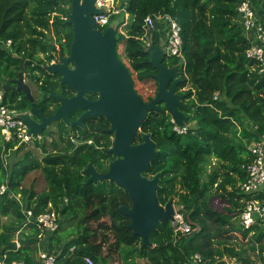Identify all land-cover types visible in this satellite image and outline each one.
Masks as SVG:
<instances>
[{"label": "trees", "instance_id": "16d2710c", "mask_svg": "<svg viewBox=\"0 0 264 264\" xmlns=\"http://www.w3.org/2000/svg\"><path fill=\"white\" fill-rule=\"evenodd\" d=\"M125 1L129 18L122 32L116 26V41L128 61L126 67L136 93L147 101L157 91V70L141 39L144 18L148 14L168 13L181 27L184 65L178 57L167 55L163 65L176 67L182 77L177 91L183 95L187 131L178 133L173 129L172 116L161 104L159 110L148 113L134 142L142 140L141 133L149 134L154 141L157 153L144 175H159V203L164 206L178 198L194 232L189 236L174 235L170 221L159 222L149 234V244L143 246L142 239L127 227L129 217L119 210L120 205L131 204L127 191L107 179L86 183L89 173L85 169L89 163L104 172L114 159L108 152L112 146L109 121L103 116L86 117L82 126L57 125L58 142L51 141L54 151H47L45 139H33L34 145L43 151L42 157L38 160L25 151L11 168L5 164L4 154L18 141H4L0 133V182L7 181L10 190L34 214L44 211L49 204L59 212V228L42 241L56 255V264H85L86 256L94 264H107L122 246L131 247L130 253L145 260L144 264H180L194 253H199L202 260L214 256L222 259L224 252L238 261L250 262L234 247H213L211 226L224 227L223 233L217 235L224 238L239 231L250 240L251 249H258L262 262L253 263L264 264V222L243 229L232 221L241 210L240 199L245 197L239 185L246 175L242 165L251 158L249 146L264 135V73L259 72L255 60L245 56L250 41L237 11L240 0ZM250 1L264 26V0ZM70 6V0H0V40L11 41L8 47L0 42V90L3 103L10 109L21 112L31 106L23 91L2 90V81L16 77L21 67L24 76L36 85L38 94L34 101L46 115L58 105L55 98L47 97L50 87L54 93L71 95L72 90L60 81V75L45 69L52 59L69 53L73 39L71 25L67 23ZM118 18L123 21V15H113L110 23L116 19L119 22ZM149 38L151 44H158L161 32H151ZM137 82L152 84L153 93L144 98L135 88ZM79 113H74L75 117ZM212 158L216 167L206 172ZM34 169H40L45 179L46 189L42 191L22 187L24 176ZM212 189L226 196L231 207L214 209L210 205ZM0 214L14 219L0 231V258L41 264L38 230L32 224L20 232L21 245L16 248L15 232L23 222L16 199L2 195ZM67 217L76 221L70 230L58 235ZM221 259L216 264H227Z\"/></svg>", "mask_w": 264, "mask_h": 264}, {"label": "water", "instance_id": "95a60500", "mask_svg": "<svg viewBox=\"0 0 264 264\" xmlns=\"http://www.w3.org/2000/svg\"><path fill=\"white\" fill-rule=\"evenodd\" d=\"M70 1L67 23L71 25L73 39L69 53L60 55L58 62L46 65L45 69L48 73L59 74L61 81L70 85L76 94L65 97L54 93L50 87L47 97L55 98L60 103L54 113L45 116L34 101L21 67L18 78L12 82L17 90L25 93L31 106L18 116L27 124V134L33 139L47 134L51 123L60 119L68 126L82 125L83 119L88 116H103L109 121L108 131L113 134V143L108 152L114 159L104 172H98L89 163L85 169L89 173L86 183L107 179L127 191L131 204L120 205L119 210L129 217L128 229L138 235L145 246L149 244L151 230L159 222L174 219V204L173 200L164 206L159 203L156 194L158 174L151 177L144 175L157 153L154 141L149 134L143 133L140 142H134V138L140 133L148 113L159 110L161 103L178 126L188 123V117L183 113V95L177 92L182 77L176 67L163 65L166 55L161 42L151 44L146 53L157 70L154 75L157 91L154 97L145 101L136 93L130 72L117 52V29L109 25L101 30L95 25L92 16L104 10L96 7V0ZM85 94H98V97L89 100ZM75 108H81L84 112L70 122L67 115Z\"/></svg>", "mask_w": 264, "mask_h": 264}, {"label": "built area", "instance_id": "2783aa9c", "mask_svg": "<svg viewBox=\"0 0 264 264\" xmlns=\"http://www.w3.org/2000/svg\"><path fill=\"white\" fill-rule=\"evenodd\" d=\"M97 8L104 10L103 13L93 15L97 28L112 25L117 26V19L110 23L113 15H123V21L119 23L118 29H122L127 23L129 15L126 12L127 1L119 5L115 0H96ZM237 11L240 16L242 30L246 38L250 41L249 47L245 50V56L253 59L258 63L259 72L264 73V26L255 14V10L250 0H240L237 5ZM144 33L141 37L145 41L146 46L151 45L150 34L156 30L161 32L160 41L167 56H176L180 59V63L184 65V58L181 53V27L179 23L168 13L165 14H148L144 18ZM120 31V30H119ZM121 32V31H120ZM5 46L11 44L10 40L1 41ZM53 60V59H52ZM51 60V61H52ZM50 61V62H51ZM21 112L10 109L3 103V93L0 90V133L4 141L17 140L18 143H29L33 140L27 134L28 127L23 119L18 115ZM173 129L178 133H185L188 125L178 126L174 119ZM250 160L242 165L246 175L244 181L239 185L241 193L245 197L240 199L242 203L241 210L238 215L239 225L243 229H249L259 221L264 222V135L259 140L253 142L249 146ZM8 195L16 199L19 203L20 211L23 215L21 228L15 232L14 242L16 248L20 247V232L27 229L29 224L38 230L37 253L41 264H56V255L46 249L42 245V241L46 239L48 233L56 231L60 226V214L49 204L44 211L34 214L33 210L25 207L20 202V196L14 194L7 181L0 182V197ZM183 206L178 208L174 205L173 220L170 221L172 230L175 235H188L195 230L193 223L185 216ZM73 247L70 248L72 250ZM85 264H94L92 258L86 256L83 258ZM0 264H25L22 260H12L7 262L5 256L0 258ZM180 264H204V260L199 253H194L188 260ZM227 264H261L234 260Z\"/></svg>", "mask_w": 264, "mask_h": 264}, {"label": "rangeland", "instance_id": "374dc122", "mask_svg": "<svg viewBox=\"0 0 264 264\" xmlns=\"http://www.w3.org/2000/svg\"><path fill=\"white\" fill-rule=\"evenodd\" d=\"M119 5H121L125 0H115ZM119 20V18H118ZM120 22V20H119ZM119 22L117 21V26H119ZM121 32L122 29H119ZM117 52L119 53V56L121 60L124 62V64L128 67V61L124 57V55L121 52V46L120 44L117 45ZM51 64V62L47 63V65ZM25 78V82L29 84L31 92L34 96H37L38 92L36 89V85L29 81L28 78ZM135 88L138 90L140 94L145 98L148 94H152L154 90V86L150 83H140L137 82L135 85ZM50 131H53L51 135L46 136L45 140V148L47 151H54V147L51 144V141L58 142V138L56 136V128L54 124L50 125ZM22 143H18L17 146H15L13 149H10L4 154V161L8 168H11L12 165L15 163V161L25 152L30 151L32 156L36 159H40L43 155V151L40 150L38 147H36L33 143V141H30L29 143H23V146L21 147ZM18 147L19 150H18ZM216 167L215 159H211L209 165L206 167L205 171L209 172L213 168ZM148 177H151V175H147ZM29 186H32L36 191H42L46 189V182L42 175V172L40 169H34L30 172H28L23 180H22V187L28 188ZM211 199H210V205L217 210H223L224 208H230V202L228 198L221 193L214 192V189L210 191ZM20 202L23 203L22 199H20ZM173 204L176 206V208L179 207L180 203L178 202V198L173 199ZM102 220L108 221L107 218H103ZM76 219H72L67 217L65 221L62 223L60 231H58V235H63L65 231H68L72 228L73 224L75 223ZM233 224L235 226H238V214L232 219ZM14 222L13 217L11 216H3L0 214V231L7 226L8 224ZM171 225V224H170ZM95 226V224H93ZM172 228V227H171ZM224 227H216L211 226L210 230V236L212 238L211 243L213 247H218L219 249H223L224 247H234L235 250L242 251V255L244 257H249L250 262H262V260L258 257V249H251L249 247L250 240L247 238H243L241 233L237 230L229 233L230 238H224L219 237V233H223ZM21 234V233H20ZM19 234V236H20ZM174 234V232H173ZM175 235V234H174ZM131 247L128 246H122L117 250L116 253L111 255V257L108 259L107 264H144L145 260L139 258L135 253H130ZM224 257L221 259L217 256H214L210 258V260H204V264H216L218 261L224 260L226 263H232L234 260H236L233 257L228 256L226 252H224Z\"/></svg>", "mask_w": 264, "mask_h": 264}, {"label": "flooded vegetation", "instance_id": "af4514ba", "mask_svg": "<svg viewBox=\"0 0 264 264\" xmlns=\"http://www.w3.org/2000/svg\"><path fill=\"white\" fill-rule=\"evenodd\" d=\"M65 55H68V54H65ZM59 59V58H58ZM58 59H53L52 61H51V63H55V62H58ZM20 70H21V68H20ZM19 70V71H20ZM19 71H18V73H19ZM18 73H17V76L16 77H14V78H12V77H7L6 78V80L7 81H2V83H1V86H2V90L3 91H7V92H9V93H13V92H16V91H21V90H17L16 88H15V84L12 82V80H14V79H17L18 78ZM24 74V73H23ZM50 74H54V73H50ZM181 77V76H180ZM25 79V78H24ZM59 79H60V81H61V77H59ZM62 82V81H61ZM62 83H64V82H62ZM28 84V83H27ZM66 84V83H65ZM29 85V84H28ZM68 85V84H67ZM69 87H70V89L72 90V92H71V95L70 96H65V95H63V96H65V97H71V96H73V95H75L76 94V91L75 90H73V88L70 86V85H68ZM178 92V91H177ZM179 93V92H178ZM33 94V93H32ZM57 94H59V93H57ZM156 94V93H155ZM62 95V94H61ZM34 96V95H33ZM85 97L87 98V99H89V100H93V99H96L97 97H98V94H85ZM154 97V96H153ZM57 100V99H56ZM145 100V99H144ZM58 101V100H57ZM145 101H147V100H145ZM149 101V100H148ZM59 101H58V105H57V107L59 106ZM162 104V103H161ZM161 104H159V105H161ZM57 107L55 108V110L57 109ZM39 108V107H38ZM30 109V108H29ZM28 109V110H29ZM40 109V108H39ZM28 110H25V111H21V113H24V112H26V111H28ZM41 110V109H40ZM55 110L53 111V113L55 112ZM42 111V110H41ZM80 111V113L75 117V115H74V113H77V112H79ZM84 112V110L83 109H81V108H75L73 111H71L68 115H67V118H68V120L70 121V122H72V121H75L82 113ZM42 113H43V111H42ZM45 116H48V115H50V114H48V115H46L45 113H43ZM52 114V113H51ZM33 118H36L35 116H33V115H31ZM70 117L71 118H73V119H70ZM89 117V116H88ZM97 117V116H96ZM86 118V117H85ZM84 118V119H85ZM172 118V117H171ZM84 119H83V121H82V124H83V122H84ZM51 124H54V126H55V128H56V126L57 125H60V124H64V125H66V126H68L62 119H60V120H56V121H53ZM72 126H74V125H72ZM72 126H68V127H72ZM75 126H82V125H75ZM109 126H110V124H109ZM107 129H109V127L107 128ZM49 132H50V127H49ZM49 132L46 134V133H43V135L41 136V137H38L37 139H41V140H43V139H45L46 140V136H48V135H51V134H49ZM52 133H53V131H51ZM109 132V131H108ZM109 133H111V132H109ZM56 136H57V138H59V135H58V132H57V128H56ZM110 138H111V140H112V143H113V134L111 133V136H110ZM87 142H92V140H88ZM101 142H103V140H101ZM99 172V171H98Z\"/></svg>", "mask_w": 264, "mask_h": 264}, {"label": "clouds", "instance_id": "9594fccd", "mask_svg": "<svg viewBox=\"0 0 264 264\" xmlns=\"http://www.w3.org/2000/svg\"><path fill=\"white\" fill-rule=\"evenodd\" d=\"M116 28V27H115Z\"/></svg>", "mask_w": 264, "mask_h": 264}]
</instances>
